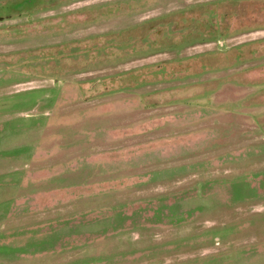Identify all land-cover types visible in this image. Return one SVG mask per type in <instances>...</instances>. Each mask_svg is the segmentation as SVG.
<instances>
[{"label":"rangeland","instance_id":"rangeland-1","mask_svg":"<svg viewBox=\"0 0 264 264\" xmlns=\"http://www.w3.org/2000/svg\"><path fill=\"white\" fill-rule=\"evenodd\" d=\"M216 1L255 5L231 20L250 28L62 71L37 58L149 22L164 44V17ZM263 3L0 0V264H264ZM242 45L237 66L118 90Z\"/></svg>","mask_w":264,"mask_h":264},{"label":"trees","instance_id":"trees-1","mask_svg":"<svg viewBox=\"0 0 264 264\" xmlns=\"http://www.w3.org/2000/svg\"><path fill=\"white\" fill-rule=\"evenodd\" d=\"M248 6H251L252 8L255 7V5L247 2L216 1L205 5H198L185 11L167 15L161 22L162 24H164V28L166 29L167 33L166 37L163 36V38L169 40V42H165L164 44L152 39L153 35L156 36L163 33L156 34L158 31L153 27V23L149 22L131 31L129 30L127 32H120L114 35H110V37L106 40L101 38L104 40L103 43H100L101 39H99L98 42H95V40L93 39L94 44H92L91 46L83 47L82 45L85 44V42L83 41L65 43L57 46L58 49L55 50L56 54H54L52 50L56 48V46L47 47L46 49H40L37 58L39 63L41 62L46 65L55 63L57 65L56 68L62 71L70 68L67 60H71L72 57L81 56L83 54L87 55V62L90 61V58L95 60V58H97L101 53L105 54V59L111 60L114 58H125L130 51L142 50L143 47L148 49L147 51H161L164 49H172L178 46L219 40L220 38L228 37L231 34L247 30L246 28L248 26H245V24H241L240 19H238L235 24H232L231 20L234 15L243 13L246 8L249 9ZM257 8L261 9L262 6H260L259 4ZM185 18L187 20H185ZM189 21H191L192 24H195L193 30L192 24ZM262 24L264 27V15ZM144 31L148 33L153 32V34L146 33L148 35H142ZM177 33L180 35V41L178 43H174L173 39ZM246 46L247 45L236 47L235 49H232L231 51L226 53V55H230V57L226 56L224 58L223 56H218V54H211L209 56H196L194 58H189L185 60L186 63H183L182 61L177 65H171L167 62L159 64L157 66L146 67L140 70L133 71L131 73H126L124 74V76H118V82H116L115 78L114 83L116 82V84H118V90L120 91H125L129 88L141 89L151 84L149 80L146 79L150 78V75L154 77L153 74H150L148 72L151 68L153 70H156V75L161 74L174 77V75H180L184 72L187 74L188 72L190 73L192 67L197 66V64H201L198 74H200V72L201 74H203L211 71H219V68H222V66L226 62L229 64L228 66L232 64L234 66H237L246 60L245 58L247 55H245L244 50ZM90 54L92 55L90 56ZM75 60L76 61L74 63L78 65L79 60ZM51 72L57 74L53 71ZM141 72H144L143 75L137 77V75ZM58 75H60V73ZM154 82L155 81L153 80V83Z\"/></svg>","mask_w":264,"mask_h":264}]
</instances>
